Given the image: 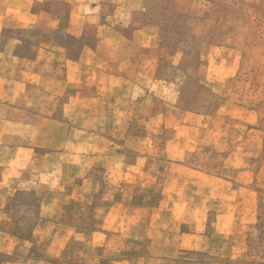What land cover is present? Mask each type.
<instances>
[{"label":"rangeland","instance_id":"1","mask_svg":"<svg viewBox=\"0 0 264 264\" xmlns=\"http://www.w3.org/2000/svg\"><path fill=\"white\" fill-rule=\"evenodd\" d=\"M91 4L92 14L84 7ZM73 9L90 20L81 18L72 28ZM32 10L52 11L61 26L51 32L18 25L4 29L2 36L24 39L23 50L30 55L40 43H49L60 46L56 54L62 61L65 54L77 57L84 44L95 46L100 37L114 41L116 55L129 60L112 68L129 70L128 63L134 67L143 56L156 60L154 74H147L149 64L139 77L143 91L123 95L133 109L127 122L112 125L108 133L142 134L157 154L160 180L178 185L172 187L173 196L205 201L202 249L180 251L167 264H264V0H40ZM135 29L142 33L133 41ZM121 86H114V98L120 97ZM154 114L159 116L153 129L146 120ZM175 137L185 154L179 164L166 161L163 153L166 141ZM81 181L64 182L63 191L17 195L18 231L28 236L38 229V237L10 257L0 254V264H121L132 253L107 256L85 240L69 242L60 254L50 249L54 238L40 230L41 194L57 201L73 193L80 202L58 209V215L65 224L87 230L99 228L108 204L122 195L103 185L90 195L79 187ZM141 200L142 194L134 197L136 203ZM26 202L27 208L22 206ZM198 208H186L192 220L182 229L197 221ZM220 213L225 218L217 225Z\"/></svg>","mask_w":264,"mask_h":264},{"label":"crops","instance_id":"2","mask_svg":"<svg viewBox=\"0 0 264 264\" xmlns=\"http://www.w3.org/2000/svg\"><path fill=\"white\" fill-rule=\"evenodd\" d=\"M34 1L40 0H0V254L10 257L38 237V229L28 236L18 231L14 212L21 207L16 201L20 192L63 191L64 182L74 183L78 178H82L81 190L90 195L100 193V185L122 195L106 205L100 227L87 230L65 224L58 215V209L80 202L73 193L57 201L42 199L41 194L38 212L44 219L40 230L52 235L50 249L56 254L77 240L102 247L107 256L132 252L121 264H167L180 251L201 250L205 201L173 196L172 187L178 185L169 178L160 180L157 154L147 148L142 134L108 133L112 125L121 127L127 122L133 109L123 95L143 91L139 77H144L149 64L147 74H154V57L143 56L135 60L134 67L128 63L129 70L112 68L127 60L123 54L116 55L114 41L100 37L95 46L84 44L77 57L65 54L62 61L56 54L60 46L49 43H40L30 55L23 50L24 39L2 33L16 25L24 30L60 29L61 20L52 11L32 10ZM84 7L94 13L93 4ZM75 12L73 9L68 21L72 28L79 26L81 18H91ZM137 33L142 30H134L133 41ZM48 48L53 51L47 53ZM118 84L124 86L120 97L114 98ZM141 108L139 105L137 118ZM158 116H150L147 125L154 129ZM180 148V139H168L163 150L166 161L181 163L185 154ZM161 193L157 202H150ZM138 194L143 200L136 203ZM22 206L27 208V202ZM188 206L200 207L197 221L201 223L194 219L182 229L184 222L192 220L187 217ZM222 218L224 214L217 215V225Z\"/></svg>","mask_w":264,"mask_h":264}]
</instances>
